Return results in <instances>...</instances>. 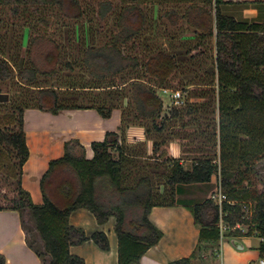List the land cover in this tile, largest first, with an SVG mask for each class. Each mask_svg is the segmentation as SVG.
Here are the masks:
<instances>
[{
	"label": "trees",
	"instance_id": "1",
	"mask_svg": "<svg viewBox=\"0 0 264 264\" xmlns=\"http://www.w3.org/2000/svg\"><path fill=\"white\" fill-rule=\"evenodd\" d=\"M169 3L173 7L159 13L157 22L153 13L150 26L151 10L144 6ZM225 4L99 0L90 9L84 0H0V16L7 21L0 44V82L12 84L10 102L0 104V210L29 214L44 264H85L70 248L90 240L110 250L106 233L88 237L70 223L79 209L93 213L100 225L114 217L119 264H139L163 236L149 219L157 206L188 208L200 229L195 253L169 264H194L201 252L219 247L221 220L231 227H248L228 237L259 238L264 259V183L260 189L254 181L264 162V22L238 21L223 12ZM94 19L102 24L93 25ZM159 19L174 38L172 43L187 31L193 34L194 39L183 41L188 63L180 60L176 46L163 48L147 38L148 32L158 30ZM17 25H22L20 32ZM27 29L29 44L24 50ZM64 29L65 41L57 33ZM213 42V67L199 73ZM40 44L47 48L42 54L46 70L34 59ZM22 51L26 58L21 61ZM65 71L68 75L63 77ZM78 74L92 81L83 83ZM47 79L64 82L43 84ZM188 88L192 89L188 99L182 95L183 105L165 112L159 91ZM28 109L55 115L95 109L105 119L116 109L122 112L120 132L93 143L92 159L78 140L65 144L64 156L51 161L42 177L41 205L22 186L29 158L24 126ZM131 126L145 130L147 141L153 143L151 155L147 141L128 143ZM172 142L181 145L180 159L171 156ZM186 157H192L190 169L185 167ZM217 177L228 198L222 208L211 198L184 197L189 186L210 184ZM3 184L9 185L6 192ZM23 224L30 226L24 219ZM0 264H6L3 255Z\"/></svg>",
	"mask_w": 264,
	"mask_h": 264
},
{
	"label": "crops",
	"instance_id": "2",
	"mask_svg": "<svg viewBox=\"0 0 264 264\" xmlns=\"http://www.w3.org/2000/svg\"><path fill=\"white\" fill-rule=\"evenodd\" d=\"M224 1L226 4L222 7L223 12L238 21H249L264 13V0ZM121 121L122 112L119 109L114 110L108 119L103 118L95 109L64 110L56 115L37 109L26 110L24 126L29 158L23 168L22 186L31 194L33 202L37 205L43 204L42 177L49 170L51 161L64 156L65 144L68 141L78 140L85 148L87 158L92 159V144L103 142L108 133L120 132ZM127 140L130 144L147 141L145 130L131 126L127 131ZM147 144L149 154H152L153 143L147 141ZM170 153L174 159L181 158L182 150L178 142L170 144ZM184 197L189 198L187 195ZM149 219L163 236L156 246L147 251L139 264H169L189 258L195 253L199 245L200 229L188 208L157 206L151 210ZM32 223L34 225L33 220ZM70 223L83 229L88 237H92L96 232H104L110 243V250L104 251L90 240L72 246V255L83 258L85 264H119V240L115 232L114 217L106 224L100 225L93 213L79 209L70 216ZM34 234V230L30 233L25 228L20 212L0 210V255L5 257L6 264H44L39 256L42 245ZM33 238L37 245L32 242ZM227 239L229 238L220 242L219 264H253L262 258L258 250L261 241L259 238ZM253 239L258 241L257 250L253 249ZM234 240L241 242L244 248L237 249L233 245Z\"/></svg>",
	"mask_w": 264,
	"mask_h": 264
},
{
	"label": "rangeland",
	"instance_id": "3",
	"mask_svg": "<svg viewBox=\"0 0 264 264\" xmlns=\"http://www.w3.org/2000/svg\"><path fill=\"white\" fill-rule=\"evenodd\" d=\"M98 1L99 0H84V3L86 5V7H88V8L90 7V9H91V8H95L97 6ZM166 7H173V4L169 3L167 5H161V6L159 5V7H157V6H144V8L147 11H148V9L151 10V11H148V12H151L150 13V16H151L150 26H152V22L154 21V20L152 21L153 16L155 15V19H156V22H157L158 14L159 13L161 14L162 12H164L163 10H166L167 9ZM155 9H156V12H154ZM153 13H154V15H153ZM113 19H114L113 17L109 19L110 25H112V23L114 21ZM249 21L250 22H264V13L260 14V16L258 18H254V19L249 20ZM6 22L7 21L5 20V15L0 16V44L2 43L3 28H4V25H5ZM99 23H100L99 20H97V19L93 20V25H98ZM100 24H102V23H100ZM89 25L90 24H88V23L85 24V33L87 34V36H86L87 39L89 37V29H90ZM157 25H158V27H157L158 30H156V33H152V31L148 32L147 35H146V36H148L147 38L148 39L151 38L152 42L159 44V46H161L163 48H172V45L176 46V50L175 51H178L177 53L179 54L180 60L182 62L188 63V61H189L188 57L185 55V51L186 50H184V48L182 49V47L184 46V43H185L183 41H184V39H187V38L194 39L193 38L194 37L193 34L187 31L184 34V36H182L183 38L181 37L182 39L180 37H178V38L175 37L176 39L174 40V42H173L174 44H173L172 41H173L174 38L172 39L171 34H166L165 33L164 26L162 25V21L160 19L158 20ZM16 27H17V29L20 32V30L22 29V25H17ZM59 28L61 29V25L59 26ZM25 31L26 32H25V41H24L25 48H24V50H26V47L29 44V35H30V32H29L28 29L25 30ZM57 33H58V37L60 39H63V41L66 40L67 32H66L65 29L62 30V34H61V32H57ZM60 34L62 35V37L60 36ZM208 49H209L208 57L203 60L205 66H204L203 69H199L198 70L199 73H203L204 69L207 68V67L208 68L213 67L212 58H210V57L216 56V50L214 48V42H213V45L209 46ZM46 50H47V48L45 47V45L44 44H40L38 46V49H36V52L34 53L35 61L38 64H40V66H42V68L44 70H46L47 67L44 66L43 63H42V54L44 52H46ZM25 58H26V51H22L21 61L25 60ZM67 75H68V72L65 71L63 77H66ZM78 75L81 76L83 83L92 81V79L89 76H87V75H83V74H78ZM190 77H185V79L187 80ZM192 79H193V77H192ZM43 81H46V80L43 79ZM63 82H64L63 80H60L59 82H57V81H52L50 79H47V82H44L43 84H49V85H55V86L57 85L58 86V85H63ZM11 89H12V84H10V83H5L4 84V83L0 82V104L9 103L10 102L11 97H12ZM191 89L192 88L179 90L181 92V94L183 93L182 95H184L183 100L188 99L189 91ZM173 90H175V89H173ZM105 91H108V90L105 89ZM90 93H94V92H90ZM159 95L162 97V99L164 101L165 112H169L173 107H180L181 105H183V104L177 105L175 103V101L172 99L170 93H165L163 91H159ZM169 148H170V145H169ZM181 150H182V148H181ZM149 155H151V154H149ZM187 157H190V156H187ZM187 157H186V160H185L184 163H185V167L187 169H190L191 168V164H192L191 163V158L193 156L191 158H187ZM263 165H264V162H261L259 164L258 169H259L260 173L257 175V172H256V176H255L256 178L254 179V181L256 183L257 182L259 183V188L260 189L262 188L261 184L264 183V170H262L263 169ZM256 171H257V168H256ZM8 189H9V185L8 184H3V191L6 192ZM163 189L164 188L161 187V191H163ZM217 189H218V177L214 178L213 182L210 185H203V186L192 185V186H189L187 188V196L190 199H193L195 201H202V200H204L206 198H211V196L216 195ZM0 205H2V201L1 200H0ZM23 219L25 220L26 223H28V225H30L27 229L29 230L30 233H32L33 230H32L31 227H32L33 223H32L31 217L29 216V214L27 212H25L23 214ZM247 228L248 227H245V231H247ZM230 232L231 231H228L226 233L225 238H229L228 236H229ZM227 240H230V238L227 239ZM32 242L37 245V241L35 240V238H33ZM252 242H253V249L257 250V243H258L257 239H253ZM40 249H42V248H40ZM219 253H220L219 252V247H216L214 249V251H209V250L208 251H203V252L200 253V257H198V259L196 261V264H219L218 263ZM253 264H259V261L258 262L256 261V263H253Z\"/></svg>",
	"mask_w": 264,
	"mask_h": 264
},
{
	"label": "built area",
	"instance_id": "4",
	"mask_svg": "<svg viewBox=\"0 0 264 264\" xmlns=\"http://www.w3.org/2000/svg\"><path fill=\"white\" fill-rule=\"evenodd\" d=\"M163 92L165 93H170L172 99L175 101L177 105L183 104L182 101V94L180 91L176 90H169V89H164ZM211 199L222 208V205L225 201L228 200L226 194L223 192L222 187H221V179L218 180V189L216 195L211 196ZM231 204H235L236 202H230ZM246 213H249V209H246ZM242 230L245 231V226L241 224H237L235 227H231L229 224L225 223L223 220H221L220 223V232H221V240L225 238V235L228 231H235V230ZM259 264H264V259L261 258L259 260Z\"/></svg>",
	"mask_w": 264,
	"mask_h": 264
},
{
	"label": "water",
	"instance_id": "5",
	"mask_svg": "<svg viewBox=\"0 0 264 264\" xmlns=\"http://www.w3.org/2000/svg\"><path fill=\"white\" fill-rule=\"evenodd\" d=\"M233 245L237 248V249H243V245L241 244V242L234 240L233 241Z\"/></svg>",
	"mask_w": 264,
	"mask_h": 264
}]
</instances>
